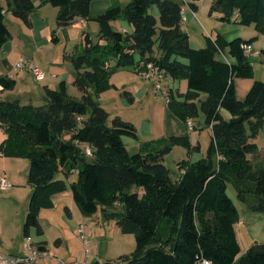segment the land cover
I'll list each match as a JSON object with an SVG mask.
<instances>
[{"label":"trees","instance_id":"trees-1","mask_svg":"<svg viewBox=\"0 0 264 264\" xmlns=\"http://www.w3.org/2000/svg\"><path fill=\"white\" fill-rule=\"evenodd\" d=\"M92 1L40 0L39 4L59 8L60 28L78 18L100 26L98 41L86 32L81 49L64 53L73 64L74 84L82 96L70 95L62 80L58 88L45 86L41 105L0 99V129L6 134L0 153L29 161L27 181L33 191L24 237L31 236L33 228L43 234L41 211L54 207V194L70 189L84 216L101 210L123 233L135 236L132 253L106 264H198L205 259L214 264H264V242H255L240 255L236 231L240 212L227 192L232 183L239 200L264 213V167H255L249 158L258 152L255 139L264 127V80L256 79L243 99L238 98L235 83V78L254 76L251 56L245 55L242 44H252L257 36L227 40L218 33L206 36L205 46L195 48L183 27L182 10L187 6L197 12L196 0H130L94 17ZM36 7L34 0L0 4V51L12 38L6 12L31 26L30 14ZM216 11L223 21L254 24L264 34V0H212L209 14ZM119 19L133 30L114 29L113 22ZM55 33L52 41L58 43ZM142 60L159 64L173 80L187 81L185 92L167 90V118L176 117L188 127L203 113L211 128L207 155L180 161L178 180L172 179L165 156L175 145L191 154L200 144L194 146L186 133L162 137L156 141L164 142L161 148L141 143L131 153L123 136L138 138L136 126L121 116L110 123V113L98 100L116 87L111 78L118 70L133 67L141 74ZM0 85L11 90L16 80L0 75ZM126 94L133 100L130 91ZM59 173L64 177L58 178ZM73 173L77 179L69 182Z\"/></svg>","mask_w":264,"mask_h":264},{"label":"rangeland","instance_id":"rangeland-1","mask_svg":"<svg viewBox=\"0 0 264 264\" xmlns=\"http://www.w3.org/2000/svg\"><path fill=\"white\" fill-rule=\"evenodd\" d=\"M108 1L113 2L114 4L119 2L118 0ZM119 3H121V1ZM196 3L199 6L197 15L192 12L191 14L189 11H187V20L183 22V27L188 31L190 43L193 47L200 48L205 46L206 36L215 37L218 33L223 34L227 40H232L237 37L246 39L257 36L256 41L258 39L259 41L256 42V47L258 48L261 46V43L264 40V34L259 33L256 30L254 24L250 26L243 25L235 22V19H232L231 21H223L219 18L221 13L217 11L213 15H210L209 11L212 0H196ZM151 11L157 17L159 16V11L156 6H153ZM90 26L91 28L89 31L91 37L94 41H98V33L100 28L98 22L95 20H90ZM113 28L122 31L124 28L129 31L133 30V26L123 19L114 21ZM56 47V49L52 50L53 58L60 54V52H63V49H61L62 46ZM78 49L81 48L79 47ZM72 50L73 47L71 44H69L67 51ZM137 59H139V56H137ZM67 65H70L71 68L73 67L71 63H67ZM19 71L24 70L19 69L18 72ZM70 73H72L71 70ZM141 74L135 72L132 67L118 70L111 78V82L118 87H112L110 90L102 93L98 100L100 101L101 105L110 113V123L116 116H121L124 120L130 121L136 126L138 138L127 135L123 136L125 144L132 153L137 150V147L140 149L141 143L145 144L153 142L150 148H153L154 146L161 148V146L164 145V142L159 143L156 141L162 139V137H169L171 135H183L187 133L190 135L194 146L199 142L200 149L193 150L191 154H189L188 149L184 146L175 145L172 151H170L165 156L164 162L169 169L172 179L178 180L181 176V172L178 167V163L180 161L184 159L196 161L207 155L212 134L211 128L206 125L205 116L203 113H201L198 118L192 120V123L196 127L192 129L189 127L187 128L176 117H170L166 122L165 112L167 113V111L165 110V112H163V107L166 106L167 109V104L163 93L160 91L157 93V89L154 86L155 79L144 78ZM67 76L68 75H66L64 78H67ZM50 77L51 76L48 74L46 80L44 79L42 81H37L34 75L30 76L31 79H29V83L31 82L34 84V87L37 91V94H34L35 92H33V96L35 95L32 100L33 104L41 105L45 103V86L46 83L49 82ZM257 77L261 78L259 80H264V72H262L260 68L257 70ZM21 80L23 81L22 78ZM167 81H169V79H167ZM167 81L166 79L163 80L166 90H168L170 86L169 84L168 86L165 85ZM134 82H138L140 84V87L142 88L140 91H137ZM123 84L126 85L123 86ZM185 88L186 86H184V89ZM27 89L28 88L26 85H19L14 91L8 92L5 98L7 100L18 99L20 100L21 104H27L30 102L28 101L29 97H24V91ZM126 91H130L132 93L134 96L133 100L129 98L130 96L126 94ZM79 93L80 92L76 86L69 87V94L77 95ZM226 113L229 115L228 112ZM259 136V150L264 153V130H261ZM259 153L257 155H261ZM257 155H249V158H254V156H256L258 159V161H254V166L256 167L259 165L258 162L264 165V159L261 160V158ZM261 156H263V154ZM25 161L28 163L27 159H25ZM11 170L15 171L16 169ZM63 177V174H58V178ZM76 179L77 173H73L69 177V182L75 181ZM30 187L31 186H26L23 188L25 201L23 207L21 206V218H23V216L26 218L28 212L29 202L27 198ZM8 192L9 190H0V195H7ZM227 192L236 203L242 216L241 218L243 220H246L247 218L248 220H251L247 221V224H238L237 226L240 234V242L243 248L247 249L250 246L252 236L257 239V242H264V213L252 210L248 202L246 203L239 200L237 191L232 183H228ZM57 200H59L58 197ZM63 200L65 202L64 205H61V202L58 201L55 208V214L57 216L56 224H59L64 232V235H62L64 242L63 245L60 247L56 245L55 241L58 237L54 225H52L53 223L49 222V218L44 217H42L44 233L39 235L34 228L31 231V237L35 243L48 242L49 248L53 250V252L57 251L58 256L64 258L66 255L65 252L67 250L84 249L83 242L77 233V228H79L81 224H86L93 233L90 246V249L92 250V253L90 254L91 259H96L99 260L101 264H106L107 261H114L120 255L130 254L135 250L136 239L134 234L123 233L116 221L106 219L101 210H99L94 216L86 218V216L81 213L75 200H73V197ZM65 206H68L70 212L65 208ZM56 248L59 250H55ZM52 264H54V260L52 261Z\"/></svg>","mask_w":264,"mask_h":264},{"label":"crops","instance_id":"crops-1","mask_svg":"<svg viewBox=\"0 0 264 264\" xmlns=\"http://www.w3.org/2000/svg\"><path fill=\"white\" fill-rule=\"evenodd\" d=\"M118 1L119 2L121 1V3L123 4H127L130 0H118ZM119 2L117 4H119ZM34 3L37 7L30 14L31 26L26 25L24 21L14 16L10 11L6 12V22L12 33V38L3 45L0 51V75H8L14 78L16 80V86L14 87V89L11 90H3L2 86L0 85V99H6L5 97L7 93L10 91H14L19 85L21 86L26 85V87L28 88L27 90L24 91L25 93L24 97H29L28 101L30 102L28 103H32L33 97L35 96V95L33 96V92H35L34 94H37L34 84H32L31 82L29 83V79H31L30 76L33 75V73L28 69H22L24 71L18 72L19 69L16 68V64L22 59H29L35 61L36 64L45 72V78H44L45 80L47 79L48 74L49 76H51L49 82L46 83V86H49L51 88H58V85L62 80H65L67 82L68 92L70 86H75L74 84L75 70L73 69L74 67L71 68L70 65L69 66L67 65V63L72 64V62L69 59L64 58V53L65 52L73 53L79 47L81 48L85 33L87 32L90 34L89 31L91 28L90 20L84 18H78L74 20L69 26L60 28L57 26L56 23V17L59 11L58 7H55L51 4H44L42 6H39L40 0H34ZM0 4H2L4 7H7L8 0H4V1L0 0ZM114 5L115 4L113 2H110L108 0H93L90 6L91 15L92 17H94L101 13H104L107 9H109ZM187 11H189L190 13L191 12L195 13L196 15L198 13V11L194 12L189 7H187ZM83 19L84 21H82ZM54 30L56 31L55 35L59 37L58 43L52 41V35L54 34ZM124 31L131 32L126 28H124ZM257 41H259V39ZM257 41H254L252 43L257 53L251 55L250 58L254 67V76L252 78H235L237 96L240 99H243L246 96L247 92L250 90L251 86L253 85L256 79L258 80L261 79L257 77V70L260 68L261 71L264 72V40L262 41L261 46L258 48L256 47ZM69 44H71V46L73 47L72 51H67ZM56 46H62L61 49H63V52H60V54H58L55 58H53L52 50L56 49L57 48ZM69 68L72 73H70ZM132 69L135 71L133 67ZM66 75H68L67 78H64L66 77ZM21 78L23 79V81L21 80ZM37 81H42V80H37ZM168 84L170 85L169 88L179 89L180 92H185L187 89L186 80L180 81V80L172 79L167 81L165 85L168 86ZM125 85L126 84H123V86ZM134 85H136L137 91H140L142 89L138 82H134ZM184 86H186L185 89ZM72 96L80 97L82 96V93L80 92L79 94L77 95L75 94ZM163 109H164L163 112H165V110L167 111L166 106H164ZM226 112L228 111L222 110L223 115L226 118H230L231 114L228 112L229 113L228 115ZM165 119L167 122L168 118L165 117ZM193 128H196L194 124H193ZM262 130H264V127L262 128ZM259 137L260 136L258 135L257 138L255 139L257 145H258ZM5 138H6L5 132L2 129H0V144ZM259 149L260 148L258 146V152L256 153V155L260 151L259 154L261 155L263 154V156L261 155H257V156H259L262 160L264 159V153ZM138 150L139 148L137 147V150L135 152H137ZM250 159L252 160L253 163L254 161H258L256 156ZM258 163L259 165L257 166L264 167L263 164H261L260 162ZM0 165H1L0 179L1 177H7L9 180L12 179L11 181L13 183V186H15V187H11L12 189L11 188L7 189L9 190L7 195H0V252H3L5 254H21L23 251V243H24V233H23V229H24L23 227L25 222L24 219H26L24 218L25 216L21 218L22 217L21 206L23 207L25 201L23 188H25L26 186H31L27 181L28 171H29V161L28 163H26L25 158L7 157L2 153H0ZM11 169H16V170L13 171ZM32 191L33 188L31 186L27 198L28 202L31 197ZM57 197L59 198V200H57ZM70 197H73L72 191L70 189L54 194L52 196V199L54 201V207L50 209H43L40 213V225L43 229V233H44V224L42 221L43 220L42 217L49 218V222L53 223L52 225H54L58 237L55 243L58 247L62 246L64 243L62 237V235H64V232L62 227L59 224H56L57 216L55 214L56 212L55 208L58 201L61 202V205H64L65 202L63 199H70ZM65 208L69 211L68 206H65ZM241 217L242 216L240 214V221L236 224V231L239 242H240V234L237 227L238 224L244 225L247 224L246 223L247 221H251L248 220L247 217L246 220H243ZM255 242H257V239L254 238V236H252L250 246ZM43 245H45V247L49 249L52 254L58 256L57 251L53 252V250L49 248L48 242L43 243ZM57 248L55 250H59ZM241 248L242 250L240 255L245 253L248 249V248L247 249L243 248L242 244H241ZM65 254L66 255L64 256V258L60 257L65 261H75V260L84 261L85 259L84 251L81 249L67 250ZM53 260H54V264H59V262L54 258H41L39 259L38 264H52ZM94 261H99V260L91 259L89 256L87 264H90Z\"/></svg>","mask_w":264,"mask_h":264},{"label":"built area","instance_id":"built-area-1","mask_svg":"<svg viewBox=\"0 0 264 264\" xmlns=\"http://www.w3.org/2000/svg\"><path fill=\"white\" fill-rule=\"evenodd\" d=\"M187 7L183 8V20H187L186 16ZM84 21V19L82 20ZM243 51L245 55L251 56L256 54L254 47L252 44L243 43L242 44ZM140 66L144 68L142 71V75L147 79H155V87L157 89V93L162 92L164 95V99L166 103L170 101L168 96V92L163 84L164 79L172 80L171 76L167 75V72L164 68H162L159 64L155 62H146L144 60L141 61ZM17 69H28L34 75L37 80H43L45 78V72L36 64L35 61L29 59H22L16 64ZM188 127L190 129L193 128V123L189 122ZM86 152L91 154V147L89 145L85 146ZM13 186V183L8 180L6 177H2L0 179V190H6ZM77 233L84 245V255L85 259L83 260H75V261H65L62 258L58 257L55 254H52L49 249L45 247V245L40 243H35L31 236L24 237L23 243V251L21 254H5L0 252V264H38L39 259L41 258H54L59 262V264H87L88 258L92 253L90 249L91 246V237L93 235L92 230L86 225L81 224L77 229ZM198 264H214L210 260L200 261ZM234 264V263H233Z\"/></svg>","mask_w":264,"mask_h":264}]
</instances>
